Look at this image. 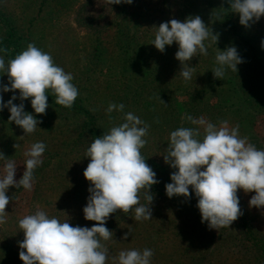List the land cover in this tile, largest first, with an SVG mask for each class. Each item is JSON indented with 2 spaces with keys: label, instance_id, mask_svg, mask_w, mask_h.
<instances>
[{
  "label": "rangeland",
  "instance_id": "rangeland-1",
  "mask_svg": "<svg viewBox=\"0 0 264 264\" xmlns=\"http://www.w3.org/2000/svg\"><path fill=\"white\" fill-rule=\"evenodd\" d=\"M209 3L210 0H133L131 5L110 6L105 0H0V43H15L9 55L0 52L5 64L15 58V47L19 46L17 53H21L26 50L22 44H34L73 75L72 82L79 90L76 104L70 109L61 106L58 114L52 110L57 106L48 103L46 113L37 115L30 100L24 101L25 111L41 121L38 124L41 130L37 128L25 137L20 127L9 122L8 108L0 112V153H8L16 162L17 181L25 171L27 157L24 153L33 143L46 145L43 164L34 170L32 189L10 187L8 190L6 223L0 225V262H22L19 243L24 233L19 228V220L38 208L73 227H92L96 223L85 220L83 213L90 186L83 173L90 161L85 158L88 142L80 135L85 122L92 126L97 124L88 122L85 112L101 118L100 123L109 131L124 122L125 113L138 116V109L142 111L141 103L151 94L155 106L150 103L146 112V118L151 119H141L148 125V132L154 130L156 135L167 129L171 132L184 124L186 128H196L198 126L187 117H204L217 126L221 121H228L230 127L239 125L240 136L264 150V89H255L251 94L222 92V80L215 78L212 72L218 49L224 51L233 46L244 61L238 65V72L233 73L241 78L244 87H247L245 79L256 82L258 67L247 65L246 55H243L247 51L228 44L231 38L225 34L226 26L213 20L216 10ZM80 11H84V15L78 17L76 14ZM234 14L232 20L246 37H254L253 43L260 50V62L264 64L261 46L264 17L246 28L240 24L239 15ZM194 16L201 19L206 16L209 22L205 25L218 40L216 44L210 37L205 42L208 54H198L192 59V79L184 82L178 75L181 64L175 58L178 45L174 43L160 52L150 43L155 37V28L161 23L171 19L183 22ZM129 79L133 84L127 89ZM135 81L140 83L138 91L134 90ZM0 84H8V77L2 71ZM243 85L238 86L241 91ZM0 94L5 104L13 95L12 92ZM127 96L130 99L125 98ZM138 100L141 101L136 102ZM14 103L19 105L21 101L17 99ZM113 103H123L125 109L110 118L116 111L109 114L107 108ZM167 137H170L167 133L161 139L147 133V143L141 149L159 181L150 190L152 220L135 221L134 213L124 214L121 210L110 215L105 226L113 234L104 245L109 252L108 264H112V258L118 257L121 251L145 248L154 253L151 264H264V209L249 207L254 192L238 191L242 215L230 228L217 231L201 223L194 193L190 198L169 199L165 189H156L164 180L170 182L169 175L175 171L163 158L167 154ZM198 138H203L202 128ZM17 144L20 147L16 148ZM4 163L0 164V174H3ZM140 199L142 204H147L142 192Z\"/></svg>",
  "mask_w": 264,
  "mask_h": 264
},
{
  "label": "clouds",
  "instance_id": "clouds-1",
  "mask_svg": "<svg viewBox=\"0 0 264 264\" xmlns=\"http://www.w3.org/2000/svg\"><path fill=\"white\" fill-rule=\"evenodd\" d=\"M227 2L246 28L264 17V0ZM105 3L131 5L133 0H105ZM155 29L150 44L157 50L164 52L166 47L178 45L175 58L181 64L178 75L184 82L192 79V59L198 54H208L205 42L210 37L216 44L218 40L200 16L183 22L171 19ZM261 46L264 48V41ZM243 62L236 47L218 49L212 70L214 77L222 80L229 69L237 73L238 65ZM0 71L8 77L7 85L0 84V93H13L7 104L0 94V112L8 108L9 122L23 130V137L34 133L41 123L25 111L24 101L30 100L34 113L42 115L49 107V96L55 97L56 105L70 109L79 95L72 82L73 75L55 64L49 53L31 43L7 65L0 55ZM17 99L21 101L19 105L14 103ZM124 109L123 103H113L109 104L107 112H124ZM123 119V123L95 138L85 153L90 162L83 175L90 186L83 213L85 220L96 223L91 228L73 227L38 208L19 220V228L24 233L19 243V258L23 264H108L109 252L101 241L112 238L113 233L105 226L110 215L121 210L124 214L134 213L135 221L152 220L150 190L159 181L141 154L147 143L148 125L132 112L125 113ZM187 119L198 127L171 131L167 154L163 156L165 164L175 170L170 175L171 182L165 185L167 197L190 198L194 193L201 223L217 231L230 228L242 215L239 190L255 193L249 201L250 208L264 209V150L249 143L247 137H241L239 125L230 127L228 121H221L217 126L204 117L188 116ZM201 128L203 138L199 139ZM45 150L43 142H36L24 153L27 157L25 171L19 181L16 180V162L0 153V160L5 161L3 174H0V225L6 223L9 188L32 189L34 170L43 164ZM141 192L147 204L141 203ZM127 238L125 235L124 239ZM153 254L147 248L124 250L112 258V264H151Z\"/></svg>",
  "mask_w": 264,
  "mask_h": 264
},
{
  "label": "trees",
  "instance_id": "trees-1",
  "mask_svg": "<svg viewBox=\"0 0 264 264\" xmlns=\"http://www.w3.org/2000/svg\"><path fill=\"white\" fill-rule=\"evenodd\" d=\"M209 4L214 8V10H216L215 13H214V15H213L214 16L213 20L214 21L216 20L218 23H223V25L226 26V33L225 34H226L227 37L229 36L231 38V40L228 41V44L229 45L230 44H234V45L236 44L238 47H240L241 49H243V52L247 51V54H243V55H246L247 60H245V61H247L246 62L247 65L250 68L254 67L255 69L258 67V69H256V71H258L257 72L258 75L255 76L256 78L254 77L256 79V82L250 83V80H247V79L244 80L245 81L244 84H247V87H244V85L241 84V81H240L241 78L234 76V73L230 69L229 70H226L225 75L222 78V83H221V86H222L221 87V90H222V92L223 91L224 92H228V93L231 92V93H234V95H236V93H239V94H245V93L246 94L247 93L248 94H251V92L253 90H255V89H258V88L264 89V64L260 62V59H259V54H260L259 52H260V50H259V48L257 46L254 45L255 43H253V41H255L254 37H251V38L246 37V35L241 30V28L236 24V22H234L232 20V16H234L235 14L234 13L232 15L230 14V12H231V10L229 8V5L230 4L227 2V0H210V3ZM67 6L65 5V7H67ZM197 7L198 8H201L200 5H198ZM83 12L84 11H80L76 15L78 17H80V16L84 15ZM200 14L202 16H204V12H201ZM58 16H60V14ZM202 20H203V22L206 25L209 22V19L206 18V16ZM251 35H253V34H251ZM13 44L15 46V43H0V49H2L3 50L2 52H4L5 54H8L9 55L10 54L9 53L10 50H12V48H13L12 47ZM22 45L25 46V48H27L26 45H28V43L22 44ZM15 49L17 51H19L20 50V47L19 46H18V48L15 47ZM17 51H15V56L19 54V53H17ZM260 69H261V71H260ZM250 72H251V69H250ZM128 82L130 83V85L127 86V89L128 88H131V86L133 84V82H132L131 79H129ZM135 84L137 86L134 88V90L138 91L139 88H141L140 85H138L140 83L138 81H135ZM239 85L240 86L243 85L242 91H241V88L239 89V87H238ZM142 94H144V93H142ZM142 97H141V100H142ZM148 97H149V99H146V100L143 101V103H141L142 104L141 105L142 106V111L138 109V117L140 119H143L144 121H148V120L151 119L149 117L146 118V112L150 108V103L152 104V107L155 106L154 97H152L151 94H149ZM125 98L130 99V97H128V96L125 97ZM141 100H138L136 102H139ZM241 102H243V100H241ZM48 103L51 104L54 107L57 106L56 108H52V110L56 114H58V113L61 112V108H60L61 106L55 104V97L54 96H49L48 97ZM252 103L254 105L256 104L254 102H252ZM74 104H76V102H74ZM240 105H241V103H240ZM255 106L258 108L257 105H255ZM116 114H118L117 111L116 112H113V114L110 116V118L116 117ZM84 117H86L87 119H89L88 122H90V123H93V124H96L97 123L96 126L95 125L92 126L91 124L85 122L84 123V126H83V131H82V133L80 135L81 137H85V139L88 142V145H90V143L95 138L101 137L108 130L104 128V124L102 122L100 123V121H102V119L101 118H98V116L92 115V113H89V112H85L84 113ZM151 117H153V116H151ZM108 125H110V122L108 123ZM184 125H183V127L186 126V125L185 126ZM148 133L151 134V135L154 134L155 137H157L158 139H161L164 135H166V133L170 135L171 132L167 129L166 131L163 130L162 133L159 132L157 135L155 134L154 130L153 131H149ZM167 138L169 139V137H167ZM8 155L9 154L5 152V154H4L5 158L12 159V157L11 156H8ZM4 162L5 161L0 160V164H2ZM34 175H35V172H34ZM170 182L165 183V180H164V183L159 184L156 187V189H165V185L168 184V183H170ZM89 228H91V227H89ZM109 241L110 240H108V241H101V242L104 245H106ZM6 244L4 242V245H6ZM6 247H7V245H6ZM0 264H5V263L3 261H1ZM20 264H23V261Z\"/></svg>",
  "mask_w": 264,
  "mask_h": 264
}]
</instances>
